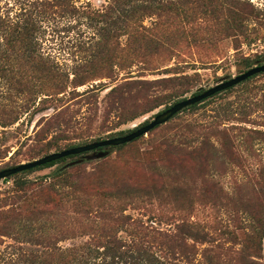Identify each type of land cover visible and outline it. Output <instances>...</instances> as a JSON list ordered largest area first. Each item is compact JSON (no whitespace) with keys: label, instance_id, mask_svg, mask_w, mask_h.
I'll use <instances>...</instances> for the list:
<instances>
[{"label":"rangeland","instance_id":"rangeland-1","mask_svg":"<svg viewBox=\"0 0 264 264\" xmlns=\"http://www.w3.org/2000/svg\"><path fill=\"white\" fill-rule=\"evenodd\" d=\"M0 4L12 7L15 1L0 0ZM69 4L44 19L38 50L70 80L77 75L88 83L69 87L65 96L40 105L46 111L8 129L0 140V171L119 137L120 132L125 136L175 103L264 64V0H73ZM5 104L0 99V105ZM210 125L235 128L232 134L239 141L236 128L264 132V74L182 111L125 147L96 150L1 180L0 211L19 210L22 219L15 233L0 236V264H75L118 252L131 257V263L184 264L173 259L164 234L174 233L182 220L231 226L232 206L225 199L214 205L196 173L169 171L155 160L170 151L174 162L176 155L171 152L198 146L212 131L206 130ZM210 139L218 146L214 135ZM166 145L172 148L167 150ZM252 145L245 151L241 144L246 165H235L219 154L210 161L205 180L216 182L225 196L247 193L249 180L257 183L259 174L264 178V143L252 140ZM149 163L155 167H148ZM153 172L159 173L157 179ZM97 177L105 187L113 182L125 187L115 197L95 196L90 188ZM154 181L166 185L158 196L130 187ZM184 181L188 186L181 197L173 189ZM35 206L46 215L26 216ZM78 207L89 215H80ZM27 235H35L33 240L48 238L52 244L38 245ZM215 247V243L199 246L192 264H201L202 251ZM215 253V257L225 254Z\"/></svg>","mask_w":264,"mask_h":264},{"label":"trees","instance_id":"trees-1","mask_svg":"<svg viewBox=\"0 0 264 264\" xmlns=\"http://www.w3.org/2000/svg\"><path fill=\"white\" fill-rule=\"evenodd\" d=\"M14 1L15 4L12 7L5 8L0 4V99L4 98L7 103L4 106L0 105V140L1 137L6 135L8 129L19 124L20 121L24 122V119L31 114L35 118L46 111L47 108H39L41 104H45L53 98L58 99L61 95L65 96L69 87L76 89L88 83L86 78L77 75L70 80L69 74L56 65L51 57L44 56L38 50L39 32L43 27L44 19L55 14L56 8L65 9V6H70L69 2L73 0ZM198 105L196 104L184 110L194 109ZM233 129L235 128L220 130L210 125L206 130L212 131H207L206 136L203 137L198 146L186 152L180 149L171 152L176 155L174 162L170 160V151H163L164 157L155 160V162L157 161L156 165L159 163L169 171L183 169L188 174L191 172L196 173L202 180V184L205 185L203 192L214 200L212 202L214 205L219 200L225 199L232 206L231 226L223 227L220 223L210 226L206 223H189L182 220L177 224L174 233L166 232L164 234L165 239L172 248L174 260H180L184 264H192L199 254V246L215 243L217 250L204 249L202 251L203 261L201 264H264V178L262 175L259 174V178H256L257 183L252 182L255 179L249 180L247 185H250L251 188L241 196L238 193L225 196L216 182L205 180L210 161L219 158V154L221 155L220 158H225L235 165H240L241 162L246 165L242 156L244 152L241 150L242 146L245 147V151H250L253 147V145L251 146L252 140H259L264 143V132L260 130L236 128L241 133V141H239L232 134ZM124 134V132H120L118 136L122 137ZM212 135L217 139L218 146L213 142L211 143L210 136ZM128 144L118 146V148L125 147ZM170 148H172L171 145H166L167 150ZM103 149L105 148H100L98 151ZM7 151L5 150L3 153ZM72 157L74 156L68 158ZM65 159L36 169L53 167ZM155 164L149 163L147 165H149L148 167H155ZM158 174L153 172L151 176L157 179ZM67 175L68 173L64 172V176ZM59 176H63V173ZM98 178L97 183H94L93 187L90 188L95 196L115 197L125 187L117 182L105 187V182L98 180ZM187 186L188 183L184 181L181 186H177L173 191L182 197L186 193ZM73 187H77V185ZM130 187L138 192L147 191L149 196L154 197L158 196L159 192L166 188V185L154 181L149 186L134 185ZM87 200L76 199L78 202H86ZM78 213L82 214L83 217L89 215V211L82 210L81 207H78ZM45 215L46 211L36 206L26 213V216L33 219ZM21 219L22 213L19 210L0 211V236L15 233V226L18 225V220ZM33 230L34 228L31 227V231ZM27 236L29 241H32L35 237V235ZM33 241L44 247H49L52 244L48 238L38 237ZM111 243L113 242L109 244ZM124 247L126 246L123 245ZM218 251L225 252L226 255L221 253L215 257L217 255L215 252ZM133 252L130 251L128 254L132 255ZM214 254L216 255L214 256ZM124 256L118 252V254L102 259L101 257H94L83 259L81 262L78 260L75 264H139L131 263V257L126 259ZM223 257H226L227 260L225 261ZM166 264L172 263L168 262Z\"/></svg>","mask_w":264,"mask_h":264},{"label":"water","instance_id":"water-1","mask_svg":"<svg viewBox=\"0 0 264 264\" xmlns=\"http://www.w3.org/2000/svg\"><path fill=\"white\" fill-rule=\"evenodd\" d=\"M264 74V64L260 66H256L247 72L232 78L231 80L225 81L212 87L204 92H201L197 95H194L190 98L183 99L174 105L170 106L167 109L162 110L161 112L157 113L153 120L146 125L136 128L131 133L122 136V137H115L111 139H106L98 142H93L87 145L78 146L70 149H65L60 152L51 153L46 155L40 159L20 164L18 166L3 169L0 171V181L10 178L16 174L33 170L47 164L56 162L63 158H68L71 156H79L85 153L94 152L100 148H107V147H118L124 144L131 143L141 137H144L154 129L159 126L167 124L171 119H173L177 114L181 113L184 109L194 106L196 104H200L217 94L223 93L229 89H232L241 83L247 81L248 79L259 75Z\"/></svg>","mask_w":264,"mask_h":264}]
</instances>
